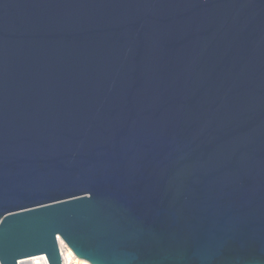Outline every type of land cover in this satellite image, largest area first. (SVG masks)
Masks as SVG:
<instances>
[{"label": "water", "instance_id": "95a60500", "mask_svg": "<svg viewBox=\"0 0 264 264\" xmlns=\"http://www.w3.org/2000/svg\"><path fill=\"white\" fill-rule=\"evenodd\" d=\"M264 264V0H0V264Z\"/></svg>", "mask_w": 264, "mask_h": 264}, {"label": "built area", "instance_id": "2783aa9c", "mask_svg": "<svg viewBox=\"0 0 264 264\" xmlns=\"http://www.w3.org/2000/svg\"><path fill=\"white\" fill-rule=\"evenodd\" d=\"M56 239L59 240L58 237ZM58 244V250H59V255L61 258V264H90L86 261L79 260L77 259L73 253L67 248V246L61 241V244ZM17 264H48L46 258L44 255H39L31 258H26L23 260L17 261Z\"/></svg>", "mask_w": 264, "mask_h": 264}, {"label": "bare ground", "instance_id": "6f19581e", "mask_svg": "<svg viewBox=\"0 0 264 264\" xmlns=\"http://www.w3.org/2000/svg\"><path fill=\"white\" fill-rule=\"evenodd\" d=\"M58 242H59V244H61V241L60 240H58Z\"/></svg>", "mask_w": 264, "mask_h": 264}]
</instances>
